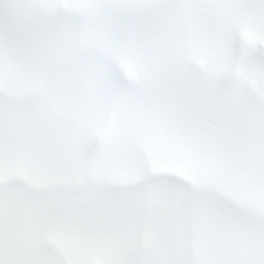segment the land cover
<instances>
[{
    "label": "snow or ice",
    "instance_id": "6c2138e0",
    "mask_svg": "<svg viewBox=\"0 0 264 264\" xmlns=\"http://www.w3.org/2000/svg\"><path fill=\"white\" fill-rule=\"evenodd\" d=\"M28 8L29 5L20 2L9 6L0 5V29H7L20 21L26 15ZM261 264H264V261Z\"/></svg>",
    "mask_w": 264,
    "mask_h": 264
}]
</instances>
